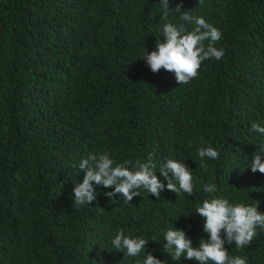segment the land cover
Listing matches in <instances>:
<instances>
[{"label":"trees","instance_id":"16d2710c","mask_svg":"<svg viewBox=\"0 0 264 264\" xmlns=\"http://www.w3.org/2000/svg\"><path fill=\"white\" fill-rule=\"evenodd\" d=\"M0 0V264H142L146 251L164 264H199L163 253L164 234L182 229L194 248L207 239L198 205L212 196L264 212V174L250 163L264 151V0ZM182 11L222 33L221 60L204 61L197 78L179 85L172 72L153 73L143 55L162 40L164 23ZM207 41L205 42V46ZM218 150L217 160L198 150ZM107 152L115 163L146 162L157 177L168 159L193 175L192 196L143 188L127 202L94 185L97 199L78 206L79 164ZM149 240L138 257L111 241ZM247 247L226 244L230 256L264 264V230Z\"/></svg>","mask_w":264,"mask_h":264},{"label":"clouds","instance_id":"9594fccd","mask_svg":"<svg viewBox=\"0 0 264 264\" xmlns=\"http://www.w3.org/2000/svg\"><path fill=\"white\" fill-rule=\"evenodd\" d=\"M198 5L203 7L204 0H199ZM161 7L166 19L171 9L169 0H161ZM182 8V4L175 8L182 13L180 20L194 24V29L189 32L184 23H164L163 39L157 40L155 50L141 56L153 73L161 69L174 73L179 85L188 84L197 78L204 61L211 58L221 60L225 54L223 48L215 47L222 38L220 30L205 18L193 16L188 10L182 11ZM251 130L264 135V126L259 123L253 122ZM198 156L201 161L199 166L204 168L205 158L217 160L220 153L211 146L201 147ZM78 167L85 173L82 183L76 184L73 189V202L78 206L92 205L97 199L94 185L112 188L113 191L105 193L109 199L122 194L127 202L140 196L138 189L141 188L158 200L165 186L177 195L183 192L188 196L193 195L195 187L190 168L174 159H168L160 166L159 172L167 181L165 185L155 174L156 164L151 153L146 162L137 160L135 164L132 161L117 164L107 152L92 154L83 159ZM249 167L253 173L259 171L264 174V151L253 156ZM216 191L215 183L203 185V192L212 198L205 199L194 212L204 218L203 231L207 234V239L202 238L198 247L192 246L191 239L182 229H168L165 232L162 252L171 255L172 261H179L183 256L189 260L195 259L199 264H248L246 257L230 256L225 245L234 243L237 249H242L253 242L258 234L257 229L264 230V212L258 210V201L255 205L233 204L226 198L215 197L213 194ZM148 243L149 240L143 237L125 235L122 229L111 241L113 249L128 257L145 253ZM142 264H164V261L146 251Z\"/></svg>","mask_w":264,"mask_h":264}]
</instances>
